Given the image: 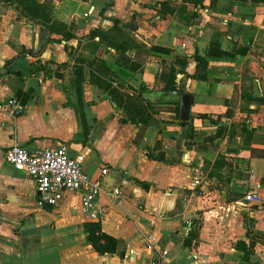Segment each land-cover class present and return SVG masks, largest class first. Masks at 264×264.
<instances>
[{"label":"crops","instance_id":"obj_1","mask_svg":"<svg viewBox=\"0 0 264 264\" xmlns=\"http://www.w3.org/2000/svg\"><path fill=\"white\" fill-rule=\"evenodd\" d=\"M50 14L39 23L0 0V101L25 106L0 111V264H264V206L242 201L264 197V0H52ZM213 38L233 55L207 58ZM167 68L187 77V125ZM14 144H65L88 177L107 169L98 201L114 253L86 241L78 193L39 205L6 161Z\"/></svg>","mask_w":264,"mask_h":264},{"label":"built area","instance_id":"obj_2","mask_svg":"<svg viewBox=\"0 0 264 264\" xmlns=\"http://www.w3.org/2000/svg\"><path fill=\"white\" fill-rule=\"evenodd\" d=\"M170 94L178 93L172 90ZM24 107L15 96L0 101V111L14 118L23 113ZM5 158L15 170L33 178L40 196L39 205L55 207L65 192H76L79 194L80 210L86 221H100L105 214V208L99 205L98 198L102 192V176L106 174L107 169L103 168L97 177H88L83 170L84 156H70L65 144L56 148L44 147L34 150L14 144L5 151ZM255 177V172L251 169L248 180ZM193 183L196 187L200 180L196 179ZM198 192L201 193L200 190ZM111 193L115 197L121 195L118 189H113ZM242 201L264 206V197L253 190L247 191ZM154 241V235L149 234L145 238L144 246L152 251L156 250Z\"/></svg>","mask_w":264,"mask_h":264},{"label":"trees","instance_id":"obj_3","mask_svg":"<svg viewBox=\"0 0 264 264\" xmlns=\"http://www.w3.org/2000/svg\"><path fill=\"white\" fill-rule=\"evenodd\" d=\"M8 1V0H7ZM14 1L19 4L22 10V14L33 18L34 14L36 12H39V10H33V6H39L40 4L37 3L36 0H9ZM231 2L238 3L242 0H229ZM41 14V13H39ZM36 15V14H35ZM45 20H41L43 22L51 21V19L48 16L44 17ZM47 20V21H46ZM40 22V21H39ZM61 30V32L65 31L66 25L63 23H56ZM57 27V26H55ZM51 30H54L53 27H51ZM96 32V31H95ZM65 34H67L65 32ZM223 55L231 56L233 55V52H226L225 50H222L220 47V43L216 42V39L213 38L211 40L208 48L205 51V56L207 58H215V57H221ZM195 60L197 61V71L193 75V78L198 80H204L208 76L209 72L207 71V61L205 57L198 56L197 54L194 55ZM160 79L164 82V90L166 91H172L176 90L178 95H182V90L180 88L179 83L177 82L176 76H175V70L173 68H167L166 70H162L159 74ZM178 109V114H179ZM180 123L182 125H187L188 121H182L180 120ZM190 133V128L189 131ZM251 152H255V150H251ZM142 186H147L146 182L137 181ZM84 231L86 233V241L91 245V247L99 254H105V253H114L116 250L117 240L113 238L112 236L107 235L106 233L101 231V225L100 221H86L84 226Z\"/></svg>","mask_w":264,"mask_h":264},{"label":"water","instance_id":"obj_4","mask_svg":"<svg viewBox=\"0 0 264 264\" xmlns=\"http://www.w3.org/2000/svg\"><path fill=\"white\" fill-rule=\"evenodd\" d=\"M186 81H187V77H183L179 84L183 92L180 98V110H179V116L182 121L188 120L190 107L194 102V97L190 95L185 88Z\"/></svg>","mask_w":264,"mask_h":264},{"label":"rangeland","instance_id":"obj_5","mask_svg":"<svg viewBox=\"0 0 264 264\" xmlns=\"http://www.w3.org/2000/svg\"><path fill=\"white\" fill-rule=\"evenodd\" d=\"M36 1H39V0H36ZM51 2H52V0H42V3L39 1V3H40L39 6H33V10H39V12L35 13L36 15L34 14L33 18L27 17V16H25L23 14L22 15L25 18H29L30 20H34V21H37V22L40 21L39 23H43V24L48 23L50 21L46 20L47 22H43L41 20H45L44 19L45 16H48L51 19V17H50L51 16V14H50ZM39 13H41V14H39ZM61 34H65L64 31L61 32Z\"/></svg>","mask_w":264,"mask_h":264}]
</instances>
